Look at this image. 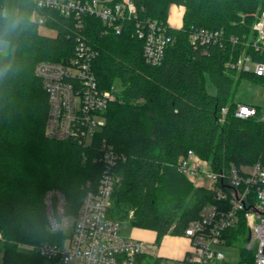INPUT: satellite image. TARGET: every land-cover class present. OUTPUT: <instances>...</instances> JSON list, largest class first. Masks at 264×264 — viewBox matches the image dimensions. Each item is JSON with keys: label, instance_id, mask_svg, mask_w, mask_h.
<instances>
[{"label": "trees", "instance_id": "trees-1", "mask_svg": "<svg viewBox=\"0 0 264 264\" xmlns=\"http://www.w3.org/2000/svg\"><path fill=\"white\" fill-rule=\"evenodd\" d=\"M134 2L138 20L163 23L172 37L158 66L145 61L144 41L138 39L134 22L118 31L85 16L81 25L57 10L38 8L35 0H0V42L8 45L0 52L2 264L49 261L30 248L53 244L59 237L48 229L45 195L60 191L66 212L76 214L88 184L96 187L100 182L102 164L94 158L102 143L126 157L116 169L110 216L132 228L155 231L157 244L168 234L184 236L202 207L213 202L211 191L195 187L179 173L180 157L192 150L214 169L264 162V123L236 117L239 103L234 101L243 78L264 79L227 68L233 46L194 47L190 42V33L200 28L241 39L242 19L249 23L248 16L262 10L264 0ZM172 6L184 8L179 29L168 25ZM35 11L44 18L42 24L35 20ZM40 25L56 34L42 35ZM80 41L97 52L92 70L99 88L114 89L117 98L104 113L106 124L92 150L74 139L46 135L49 98L34 74L43 61L69 63ZM207 76L214 95L205 90ZM244 232L241 226L233 237L238 240ZM142 259L145 264L163 261L148 254Z\"/></svg>", "mask_w": 264, "mask_h": 264}, {"label": "built area", "instance_id": "built-area-1", "mask_svg": "<svg viewBox=\"0 0 264 264\" xmlns=\"http://www.w3.org/2000/svg\"><path fill=\"white\" fill-rule=\"evenodd\" d=\"M35 4L74 17L79 24L85 16H93L119 31L125 23L134 22L138 39L144 41L145 61L151 66L162 63L172 43L163 23L138 20L134 0H35ZM34 18L39 24L44 22L36 11ZM248 18L249 23L242 19L245 32L241 39L225 31L200 28L190 33V42L194 47L233 46L235 54L231 52L227 68L264 79V8ZM96 56L86 41H80L69 63L43 61L36 65L34 74L49 98L45 129L49 138L74 139L80 147L94 149L93 140L106 124L104 113L117 99L114 89L103 91L98 86L92 70ZM226 113L222 109V114ZM235 115L264 123L262 108L239 104ZM97 150L99 157L94 162L102 164L99 184H88L76 214L66 212L63 193L48 191L44 199L48 229L59 237L53 244L30 248L49 261L63 264H145L142 256L147 253L141 242L125 235L123 224L110 216L116 169L126 157L107 143ZM176 168L195 187L211 191L213 202L202 207L199 218L185 231L191 243L186 257L170 264H231L223 249L237 247L242 241L245 245L236 264H264V162L214 169L190 150L178 159ZM241 226L246 232L236 240L233 234ZM253 241L257 242L255 252Z\"/></svg>", "mask_w": 264, "mask_h": 264}, {"label": "rangeland", "instance_id": "rangeland-1", "mask_svg": "<svg viewBox=\"0 0 264 264\" xmlns=\"http://www.w3.org/2000/svg\"><path fill=\"white\" fill-rule=\"evenodd\" d=\"M175 8H171L170 12L171 14L168 17V25L172 28L179 29L183 26V15H184V8L178 7L177 15L174 14L173 10ZM39 32L42 35L47 36H54L56 33L53 29L48 28L46 25H40L39 26ZM8 48L7 43L0 42V52H6ZM205 90L208 94L214 95L215 94V88L208 78V76L205 78ZM234 101L236 103H239L241 105H248V106H254L264 109V82H258L251 80L249 78H243L241 82L239 83L235 95H234ZM90 139H88L89 142ZM133 217V211L129 215V219ZM123 223V233L125 235L131 236V233L133 229L128 223ZM153 236L155 235L152 232ZM153 241V240H152ZM245 243L242 241L239 243L237 247L232 248H225L223 249V252L225 253L226 257L229 259L231 264H236L239 262V251L240 248L244 247ZM142 250L143 252L147 253L148 255H152V251L154 249L155 244L154 241L151 243H142ZM21 250L28 251L26 247H20ZM257 249V242L253 241L252 243V250L255 252ZM1 248H0V264H2V254H1ZM171 262L167 260H163L162 264H170ZM46 264H63L59 261H47Z\"/></svg>", "mask_w": 264, "mask_h": 264}, {"label": "crops", "instance_id": "crops-1", "mask_svg": "<svg viewBox=\"0 0 264 264\" xmlns=\"http://www.w3.org/2000/svg\"><path fill=\"white\" fill-rule=\"evenodd\" d=\"M174 14L177 15V6H172ZM171 12L169 13V15ZM152 232L155 234L153 236ZM128 236V235H127ZM142 243H151L154 241L156 247L152 251L155 258L167 260L169 262H176L183 260L190 251L191 243L185 236L165 235L157 244V233L145 229H133L131 236ZM153 240V241H152Z\"/></svg>", "mask_w": 264, "mask_h": 264}]
</instances>
